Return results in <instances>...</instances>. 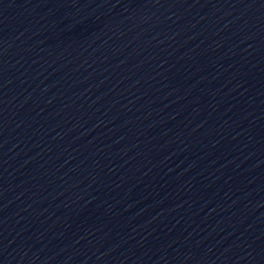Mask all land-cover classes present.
<instances>
[{
  "label": "water",
  "instance_id": "water-1",
  "mask_svg": "<svg viewBox=\"0 0 264 264\" xmlns=\"http://www.w3.org/2000/svg\"><path fill=\"white\" fill-rule=\"evenodd\" d=\"M0 264H264V0H0Z\"/></svg>",
  "mask_w": 264,
  "mask_h": 264
}]
</instances>
